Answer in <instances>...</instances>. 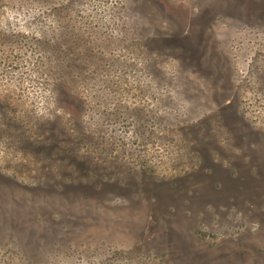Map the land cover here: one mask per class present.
I'll list each match as a JSON object with an SVG mask.
<instances>
[{"label": "rangeland", "instance_id": "obj_1", "mask_svg": "<svg viewBox=\"0 0 264 264\" xmlns=\"http://www.w3.org/2000/svg\"><path fill=\"white\" fill-rule=\"evenodd\" d=\"M0 264H264V0H0Z\"/></svg>", "mask_w": 264, "mask_h": 264}]
</instances>
